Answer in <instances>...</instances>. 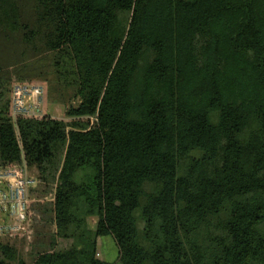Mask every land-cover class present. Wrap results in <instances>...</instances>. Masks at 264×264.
I'll return each instance as SVG.
<instances>
[{
	"label": "trees",
	"instance_id": "trees-1",
	"mask_svg": "<svg viewBox=\"0 0 264 264\" xmlns=\"http://www.w3.org/2000/svg\"><path fill=\"white\" fill-rule=\"evenodd\" d=\"M13 75L70 89L68 120L12 117ZM22 162L71 242L30 264H113L105 236L122 264H264V0H0V167Z\"/></svg>",
	"mask_w": 264,
	"mask_h": 264
},
{
	"label": "rangeland",
	"instance_id": "rangeland-1",
	"mask_svg": "<svg viewBox=\"0 0 264 264\" xmlns=\"http://www.w3.org/2000/svg\"><path fill=\"white\" fill-rule=\"evenodd\" d=\"M11 82L7 85L6 89H8L7 96L4 95V100H9L8 102V111L10 109L11 112V86L12 83L18 80V77L15 75L12 76ZM31 80V81H28ZM25 80V82H36L40 83L44 86V97L43 104L41 109V115H49L54 118L63 119L65 121L68 120L66 117V104L64 102L68 101V103H76L77 100L70 101L69 97L72 94V91L68 88H62L63 90L54 89L55 85L51 82V76L47 75V78L36 77L33 79ZM20 81V80H18ZM10 89V95H9ZM54 89V90H53ZM7 102V101H6ZM4 102V103H6ZM11 114V113H10ZM12 117H14L11 114ZM24 166L26 173L29 176L37 177L38 172L34 168H28L25 162L20 163ZM39 180V178H38ZM4 182H0V187L5 190ZM56 184H48L47 186L44 184H40L39 182L31 187H28L27 192L24 194L23 200L25 202L27 211L31 213L32 219V232L30 241L19 240L15 238L2 237L0 235V246L2 244H9L17 251L18 260H21L24 264H30L35 254L41 250H49L50 248L63 249L68 247L71 242L69 240H65L62 238H58L55 240V230L56 227L54 223L51 221V215L49 212V208L51 207L54 200ZM4 205L8 206V202ZM10 214L6 211L0 212V219L3 223L11 222L12 219L9 216ZM89 225L92 228L96 226V218H91L89 220ZM141 227V223H140ZM101 246L98 256L103 258L108 262H112L113 264H122L118 260V248L114 241V239L110 236H105L100 238ZM3 254L0 248V259ZM18 260L13 262V264H19Z\"/></svg>",
	"mask_w": 264,
	"mask_h": 264
},
{
	"label": "built area",
	"instance_id": "built-area-1",
	"mask_svg": "<svg viewBox=\"0 0 264 264\" xmlns=\"http://www.w3.org/2000/svg\"><path fill=\"white\" fill-rule=\"evenodd\" d=\"M44 86L36 82L14 81L11 86V114L35 116L41 115ZM0 212H8L11 222L3 223L0 219V235L30 241L32 232L31 213L27 211L23 200L28 187L36 185L37 177L29 176L23 165L8 164L0 167ZM7 201L8 206L4 205Z\"/></svg>",
	"mask_w": 264,
	"mask_h": 264
},
{
	"label": "crops",
	"instance_id": "crops-1",
	"mask_svg": "<svg viewBox=\"0 0 264 264\" xmlns=\"http://www.w3.org/2000/svg\"><path fill=\"white\" fill-rule=\"evenodd\" d=\"M98 245H99V250H101V249H100V246H101V242H100V239H99Z\"/></svg>",
	"mask_w": 264,
	"mask_h": 264
}]
</instances>
